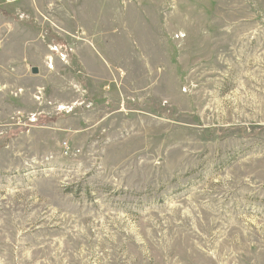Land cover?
Returning a JSON list of instances; mask_svg holds the SVG:
<instances>
[{
    "label": "rangeland",
    "instance_id": "obj_1",
    "mask_svg": "<svg viewBox=\"0 0 264 264\" xmlns=\"http://www.w3.org/2000/svg\"><path fill=\"white\" fill-rule=\"evenodd\" d=\"M0 264H264V0H0Z\"/></svg>",
    "mask_w": 264,
    "mask_h": 264
},
{
    "label": "water",
    "instance_id": "obj_2",
    "mask_svg": "<svg viewBox=\"0 0 264 264\" xmlns=\"http://www.w3.org/2000/svg\"><path fill=\"white\" fill-rule=\"evenodd\" d=\"M38 72L37 68H32V73L36 74Z\"/></svg>",
    "mask_w": 264,
    "mask_h": 264
}]
</instances>
